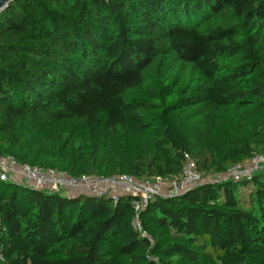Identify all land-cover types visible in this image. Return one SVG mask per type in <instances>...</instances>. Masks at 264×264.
<instances>
[{
  "label": "trees",
  "instance_id": "16d2710c",
  "mask_svg": "<svg viewBox=\"0 0 264 264\" xmlns=\"http://www.w3.org/2000/svg\"><path fill=\"white\" fill-rule=\"evenodd\" d=\"M202 178L264 153V0H13L0 155L69 176ZM0 181V264H264V172L156 197Z\"/></svg>",
  "mask_w": 264,
  "mask_h": 264
},
{
  "label": "built area",
  "instance_id": "2783aa9c",
  "mask_svg": "<svg viewBox=\"0 0 264 264\" xmlns=\"http://www.w3.org/2000/svg\"><path fill=\"white\" fill-rule=\"evenodd\" d=\"M264 172V153L252 155L245 163L230 166L225 173L217 174L212 181L205 180L196 169L189 154L183 153L180 172L167 178L134 179L127 175L101 178L81 175L69 176L50 168L21 165L11 156L0 155V181L29 186L35 190L69 192L70 195L109 197L113 204L121 196H130L134 217L131 226L140 228L139 213L156 197L179 196L204 183L230 180L240 184Z\"/></svg>",
  "mask_w": 264,
  "mask_h": 264
},
{
  "label": "water",
  "instance_id": "95a60500",
  "mask_svg": "<svg viewBox=\"0 0 264 264\" xmlns=\"http://www.w3.org/2000/svg\"><path fill=\"white\" fill-rule=\"evenodd\" d=\"M13 0H0V11H3L7 9L8 5L12 2Z\"/></svg>",
  "mask_w": 264,
  "mask_h": 264
},
{
  "label": "rangeland",
  "instance_id": "374dc122",
  "mask_svg": "<svg viewBox=\"0 0 264 264\" xmlns=\"http://www.w3.org/2000/svg\"><path fill=\"white\" fill-rule=\"evenodd\" d=\"M215 176H216V174H212L210 176L205 177V180L212 181ZM21 184H24V183H21Z\"/></svg>",
  "mask_w": 264,
  "mask_h": 264
},
{
  "label": "crops",
  "instance_id": "0c3cea01",
  "mask_svg": "<svg viewBox=\"0 0 264 264\" xmlns=\"http://www.w3.org/2000/svg\"><path fill=\"white\" fill-rule=\"evenodd\" d=\"M67 196H74V195H70L69 192H64Z\"/></svg>",
  "mask_w": 264,
  "mask_h": 264
}]
</instances>
